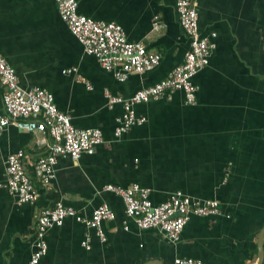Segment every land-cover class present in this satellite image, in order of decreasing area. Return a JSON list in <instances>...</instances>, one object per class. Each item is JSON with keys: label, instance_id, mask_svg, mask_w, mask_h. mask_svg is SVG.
<instances>
[{"label": "crops", "instance_id": "0c3cea01", "mask_svg": "<svg viewBox=\"0 0 264 264\" xmlns=\"http://www.w3.org/2000/svg\"><path fill=\"white\" fill-rule=\"evenodd\" d=\"M76 1L80 14L120 24L129 41L144 43L160 62L118 81L85 53L56 0H0V53L18 84L48 90L75 127L98 128L103 135L92 154L58 156L52 182L37 184L38 199L18 203L5 187L8 155L23 150L32 174L47 146L36 143V133L13 125L0 134V264H28L36 216L58 201L86 218L107 203L114 218L102 221V241L94 228L67 217L48 230L40 264H173L178 257L257 264L264 227V0H194L200 33H216L208 64L192 78L196 103L186 104L177 90L170 98L136 104L145 122L119 137L114 128L123 109L108 105L105 90L127 98L160 81L183 61L189 38L174 0ZM68 68L75 71L63 72ZM4 92L0 85V103ZM107 184L148 188L154 204L176 190L216 199L221 214L191 216L172 241L157 228L137 227L121 197L103 190Z\"/></svg>", "mask_w": 264, "mask_h": 264}, {"label": "built area", "instance_id": "2783aa9c", "mask_svg": "<svg viewBox=\"0 0 264 264\" xmlns=\"http://www.w3.org/2000/svg\"><path fill=\"white\" fill-rule=\"evenodd\" d=\"M174 4L179 24L189 38V48L183 61L155 84L140 88L127 98L105 90L104 96L108 105L120 103L123 109L116 118L115 137L126 133L132 126L145 122V117L135 112L136 104L170 98L172 92L177 90L183 92L186 104L196 103L197 86L192 78L208 64L210 53L216 46V33H200L194 0H174ZM56 6L61 20L80 42L85 53L93 55L101 67L112 72L118 81L126 80L132 73L151 70L159 64L160 54L149 51L140 41H129L120 24L94 20L80 14L76 0H56ZM153 27H160L157 21ZM72 71H75V68L63 70L66 73ZM0 85L5 87L0 103V134L7 126L13 125L20 130L36 133V143L47 146V153L34 162L32 174L24 167L23 150L10 153L6 159L5 187L16 197L18 203L35 202L39 197L37 184L47 186L54 179L58 156H69L76 160L83 152L92 154L96 146L103 142L102 131L98 128L75 127L70 115L57 108L54 96L48 90L37 86L23 89L18 84L14 68L1 53ZM103 190L121 197L126 217L131 218L137 227L157 228L172 241L180 238L184 225L191 216L221 214L218 200L196 199L181 190L172 192L167 200L158 204L151 201L150 190L138 184L126 187L107 184ZM67 217H73L76 221L94 228L100 240L104 241L102 221L113 219L114 212L107 203H102L86 218L61 201L41 209L36 216L34 250L28 264H40L48 248V230L53 226L62 225ZM82 245L89 248L88 240L85 239ZM173 264L205 263L191 257H178L173 260Z\"/></svg>", "mask_w": 264, "mask_h": 264}, {"label": "water", "instance_id": "95a60500", "mask_svg": "<svg viewBox=\"0 0 264 264\" xmlns=\"http://www.w3.org/2000/svg\"><path fill=\"white\" fill-rule=\"evenodd\" d=\"M264 258V227L261 229L257 240V264H262Z\"/></svg>", "mask_w": 264, "mask_h": 264}]
</instances>
